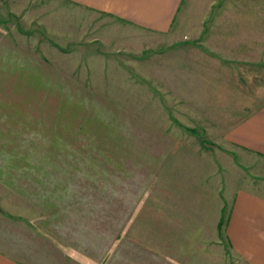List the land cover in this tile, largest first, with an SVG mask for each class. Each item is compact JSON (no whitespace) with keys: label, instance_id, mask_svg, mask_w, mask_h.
<instances>
[{"label":"rangeland","instance_id":"rangeland-1","mask_svg":"<svg viewBox=\"0 0 264 264\" xmlns=\"http://www.w3.org/2000/svg\"><path fill=\"white\" fill-rule=\"evenodd\" d=\"M181 17L182 37L157 36L63 0H0V208L35 255L247 264L216 224L234 190L264 196V158L225 141L264 108V0H186Z\"/></svg>","mask_w":264,"mask_h":264},{"label":"crops","instance_id":"crops-1","mask_svg":"<svg viewBox=\"0 0 264 264\" xmlns=\"http://www.w3.org/2000/svg\"><path fill=\"white\" fill-rule=\"evenodd\" d=\"M63 1L113 17L157 36L172 34L175 30V36L182 37L185 25L179 17L186 0ZM203 31V28L197 29L190 35L197 33L201 37ZM225 141L234 159L236 156L264 158V108L242 116L241 121L227 131ZM223 214L222 209L216 224L218 233ZM5 217L4 209L0 208V264H64V261L50 256L35 255L19 234L3 227ZM225 220L226 239L232 252L247 264H264V196L255 189L234 190ZM18 222L21 223L20 220Z\"/></svg>","mask_w":264,"mask_h":264},{"label":"trees","instance_id":"trees-1","mask_svg":"<svg viewBox=\"0 0 264 264\" xmlns=\"http://www.w3.org/2000/svg\"><path fill=\"white\" fill-rule=\"evenodd\" d=\"M188 131L190 133H192L193 135L198 136L199 139H201L200 143H201L202 146H206L207 145L208 142L205 139L200 137V133L196 129L189 128ZM225 225H226V220L222 218L220 223H219V233L222 232V229H223V227H225Z\"/></svg>","mask_w":264,"mask_h":264}]
</instances>
